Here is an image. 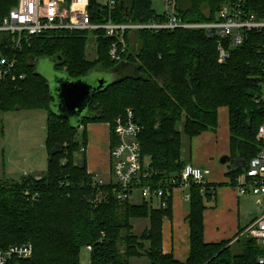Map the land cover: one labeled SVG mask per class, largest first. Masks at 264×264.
Returning a JSON list of instances; mask_svg holds the SVG:
<instances>
[{"label": "trees", "instance_id": "16d2710c", "mask_svg": "<svg viewBox=\"0 0 264 264\" xmlns=\"http://www.w3.org/2000/svg\"><path fill=\"white\" fill-rule=\"evenodd\" d=\"M17 1L0 0V19ZM229 1H242L247 10L264 18V0H177L176 8L187 21H210ZM98 6V0H90L89 12L93 20L103 21ZM155 16L151 0H118L113 11L116 22H146ZM91 34L94 58L88 56ZM11 38L9 32L0 33V52L16 59L24 78L0 80V112L22 107L47 111L49 160L39 177L0 176V248L25 242L34 246L31 258L8 264H84L81 253L89 245L88 264H260L264 246L247 235L246 228L233 239L205 241L204 211L215 198L210 183L193 182L189 188L190 254L180 261L163 251V220L172 217V198L164 208L120 201L111 185L95 182L84 153L80 159L76 153L87 146L88 123H112L131 108L143 126L142 152L151 159V182L156 186L186 164L183 138L216 130L218 109L227 106L232 158L248 164L264 149V140L257 138L264 104L256 101L262 89L263 32H248L223 62L216 39L203 30L127 32L128 51L120 61L110 57L114 38L103 30L52 31L32 37L19 49L13 48ZM41 57L52 58L55 69L66 71L71 79L96 71L112 72L116 79L96 92L88 113L75 124L53 108L55 96L36 67ZM144 218H150V225L135 234L132 220ZM132 258L147 261L135 263Z\"/></svg>", "mask_w": 264, "mask_h": 264}, {"label": "built area", "instance_id": "2783aa9c", "mask_svg": "<svg viewBox=\"0 0 264 264\" xmlns=\"http://www.w3.org/2000/svg\"><path fill=\"white\" fill-rule=\"evenodd\" d=\"M177 0H166L167 12L157 14L146 22H116L113 19L118 0L99 2L98 13L103 21L93 20L89 12L90 0H18L17 4L0 19V33L12 35L13 48L19 49L34 36L52 31L103 30L105 36L113 37L109 55L113 60L120 61L128 51L127 32L138 30L174 31L177 29L203 30L217 41L219 61L223 62L230 56L232 48L241 45L251 31L264 33V18L245 8L242 1L227 2L210 21H187L176 8ZM16 59L0 52V80L24 78L17 71ZM261 92L257 103L264 104V66L261 74ZM111 125V178L105 180L94 177L99 185L109 184L114 197L120 201L128 200L138 192L141 200L153 207L164 208L172 198L175 188H190L193 182L206 183L208 169L187 163L180 172L162 179L154 186L153 171L149 156H143L140 135L143 126L135 119L134 111L128 108L117 117ZM257 138L264 140V122L258 128ZM86 150L81 147L80 153ZM149 161H146V158ZM81 164V163H80ZM241 194L256 197L261 214L251 222L245 232L254 237L258 244L264 246V149L260 150L249 161L244 170L235 176V183ZM190 199V195H187ZM91 251L92 246H86ZM34 246L31 242L12 244L0 248V264H8L14 260L31 258ZM264 264V256L259 257Z\"/></svg>", "mask_w": 264, "mask_h": 264}, {"label": "crops", "instance_id": "0c3cea01", "mask_svg": "<svg viewBox=\"0 0 264 264\" xmlns=\"http://www.w3.org/2000/svg\"><path fill=\"white\" fill-rule=\"evenodd\" d=\"M111 122L94 121L88 123L87 146L84 152L88 172L93 177L111 178ZM82 128V127H81ZM187 150L182 149L184 161L208 169L207 182L215 187V198L204 211V239L206 242H221L236 238L242 228L251 222L245 216L244 203L248 194H241L236 187L235 176L242 172L247 162L242 158H232L229 108L218 109L216 130L204 131L192 138L184 137ZM82 154L78 157L80 159ZM228 155L226 164L220 159ZM231 164L235 170L229 171ZM239 171V172H238ZM236 173V174H235ZM40 175V174H39ZM36 176V175H35ZM189 188H175L172 193V217L163 220V251L172 253L178 260L186 261L190 254L188 215L190 212ZM249 223V224H248ZM246 230V229H245Z\"/></svg>", "mask_w": 264, "mask_h": 264}, {"label": "rangeland", "instance_id": "374dc122", "mask_svg": "<svg viewBox=\"0 0 264 264\" xmlns=\"http://www.w3.org/2000/svg\"><path fill=\"white\" fill-rule=\"evenodd\" d=\"M103 1L104 0H98V2ZM151 5L157 14L163 15L167 12L166 0H151ZM93 41H95V35L91 34L88 44L89 58H94L96 56L95 43ZM54 63V60L49 57H41L36 60L37 70L47 78L51 89L53 80L57 75L62 77L67 76L66 71L55 69ZM101 77L105 78L108 82L116 79V75L112 72L100 71L94 72L89 78L95 80ZM47 119V111L43 109L22 107L20 109L14 108L5 112H0V120H2V123H0L1 177L6 179H19L26 174L38 176L47 171L49 160V152L46 144ZM181 124L180 129H182ZM83 129L84 127L80 128L77 133L79 142L82 140ZM183 143L184 150L186 151L187 142L185 139ZM80 155L81 153L78 151L76 153V158L78 159ZM146 161H149L148 157ZM103 176L105 180H108V177H110L109 174ZM245 198V216L250 223L261 214V209L254 195L248 194V197ZM140 200L141 197L139 193L135 192L131 198V202L138 203ZM132 224L133 232L135 234H140L143 229L150 225V218L133 219ZM247 235L249 234L247 233ZM90 260V251L84 248L81 253V261L84 264H88ZM131 261L136 263L145 262L147 260L146 258H132Z\"/></svg>", "mask_w": 264, "mask_h": 264}, {"label": "water", "instance_id": "95a60500", "mask_svg": "<svg viewBox=\"0 0 264 264\" xmlns=\"http://www.w3.org/2000/svg\"><path fill=\"white\" fill-rule=\"evenodd\" d=\"M89 77L71 79L68 76L57 75L53 80L52 92L55 101L52 106L63 118L74 121L75 124L80 123L88 113L89 105L96 92L104 89L108 83L103 77L95 80ZM229 160L230 157L225 155L220 159V163L226 164ZM227 169L231 171L235 170V167L228 164Z\"/></svg>", "mask_w": 264, "mask_h": 264}]
</instances>
